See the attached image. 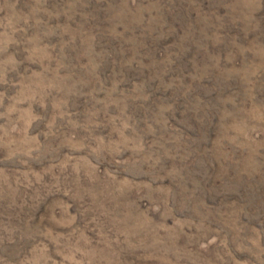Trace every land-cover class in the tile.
I'll use <instances>...</instances> for the list:
<instances>
[{
  "label": "rangeland",
  "instance_id": "1",
  "mask_svg": "<svg viewBox=\"0 0 264 264\" xmlns=\"http://www.w3.org/2000/svg\"><path fill=\"white\" fill-rule=\"evenodd\" d=\"M0 264H264V0H0Z\"/></svg>",
  "mask_w": 264,
  "mask_h": 264
}]
</instances>
